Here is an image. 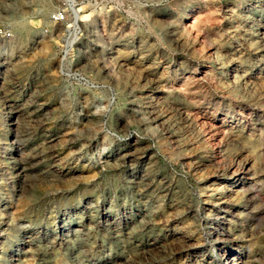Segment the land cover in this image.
<instances>
[{
  "label": "rangeland",
  "instance_id": "1",
  "mask_svg": "<svg viewBox=\"0 0 264 264\" xmlns=\"http://www.w3.org/2000/svg\"><path fill=\"white\" fill-rule=\"evenodd\" d=\"M0 29V264H264V0H0Z\"/></svg>",
  "mask_w": 264,
  "mask_h": 264
},
{
  "label": "built area",
  "instance_id": "2",
  "mask_svg": "<svg viewBox=\"0 0 264 264\" xmlns=\"http://www.w3.org/2000/svg\"><path fill=\"white\" fill-rule=\"evenodd\" d=\"M68 4L66 3V6L57 7L51 10L48 14V21L51 23H60L67 19L68 15ZM9 32L5 31V29H0V36L7 37L9 36Z\"/></svg>",
  "mask_w": 264,
  "mask_h": 264
}]
</instances>
